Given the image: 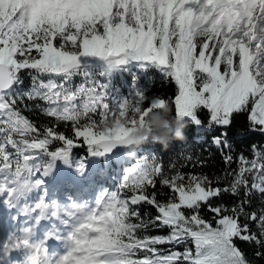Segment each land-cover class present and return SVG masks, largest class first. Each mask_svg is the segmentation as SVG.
<instances>
[{
    "label": "snow or ice",
    "instance_id": "1",
    "mask_svg": "<svg viewBox=\"0 0 264 264\" xmlns=\"http://www.w3.org/2000/svg\"><path fill=\"white\" fill-rule=\"evenodd\" d=\"M153 71L174 98L150 94ZM162 107L211 134L219 174L183 172L207 164L191 153L165 169L150 143L126 153ZM241 115L238 135H264V0H0V264L264 261V144L235 153ZM57 161L117 179L60 198L45 182Z\"/></svg>",
    "mask_w": 264,
    "mask_h": 264
},
{
    "label": "trees",
    "instance_id": "2",
    "mask_svg": "<svg viewBox=\"0 0 264 264\" xmlns=\"http://www.w3.org/2000/svg\"><path fill=\"white\" fill-rule=\"evenodd\" d=\"M156 77V84L153 86L151 89L150 94H157V95H162L166 98H174L175 95V86L171 82L161 84L160 83V78L159 74L155 73L153 71L152 73ZM125 79H129L127 76H125ZM80 78L76 77L74 78V83H79ZM116 84H121L122 81L118 77L115 81ZM28 85V80H25V86ZM126 91V90H125ZM24 115L27 116L29 119L35 121L37 125L39 126L40 124H50L51 122L48 120V118L42 116L39 114V112H24ZM246 127V119L245 116L241 115L239 116L235 121L233 127L229 130V136L230 139L233 143V147L235 149V153H240V152H245V154H248V148L249 145L252 143L256 144H264V135H261L259 133H251V134H246L244 136H240L237 134L238 130ZM59 131H64L68 135H71L70 129H65L63 126H61ZM186 135H187V140L183 143L177 142V141H172L169 145V148L167 151H161L159 145H155V148L162 153L163 159H164V166L165 169L168 168V164L170 160H175L177 164L179 165L182 163L181 159V154H188L191 153L193 156H199L201 160L208 158L207 159V164L204 167H196L193 168L191 165L188 167H184L181 170L185 173L187 172H196V173H207L209 176L215 174H219L222 169L224 168L223 161L221 158L220 153L216 150L214 146L211 145V134H201V138L198 140L196 139V132L195 130L188 126L186 129ZM219 130H217L218 132ZM86 155V149L85 148H78L75 149L73 152V157L74 158H79L83 157ZM234 166V165H233ZM98 176V175H97ZM113 176V175H111ZM100 177V176H99ZM109 176H101L97 182V184L105 183L102 187L105 188H110V185H108L107 178ZM160 188L159 183L157 184V189ZM165 192H167V189H164ZM216 203L223 202L225 204H232L234 202V198L230 197L228 195H224L221 197L220 200L215 201ZM144 209H142L143 211ZM149 211H152L154 214V210L148 208ZM206 216L210 215L208 213H205ZM158 232H163L166 233L167 229L163 230H157ZM239 246L241 247L242 250L246 252L248 255V258L250 260H253L252 252L253 248L242 243L238 242ZM254 264H264L263 261H255Z\"/></svg>",
    "mask_w": 264,
    "mask_h": 264
},
{
    "label": "clouds",
    "instance_id": "3",
    "mask_svg": "<svg viewBox=\"0 0 264 264\" xmlns=\"http://www.w3.org/2000/svg\"><path fill=\"white\" fill-rule=\"evenodd\" d=\"M188 124L183 119H177L168 107H162L149 112L144 125L137 126L130 134L126 153H133L145 143L159 145L160 150L167 151L172 141L185 142V129Z\"/></svg>",
    "mask_w": 264,
    "mask_h": 264
},
{
    "label": "rangeland",
    "instance_id": "4",
    "mask_svg": "<svg viewBox=\"0 0 264 264\" xmlns=\"http://www.w3.org/2000/svg\"><path fill=\"white\" fill-rule=\"evenodd\" d=\"M54 167H55V169L53 168L54 170L52 172H53V175H55L56 177L53 179V181H47L48 177L45 178V182H46V185L49 188V190H51L52 189L51 187L54 186L55 184H57L59 182L62 183L63 180L65 179V176L66 177L68 176V174H67L68 171L71 170V168H68L66 165H64L60 161H58V164H56ZM95 170H96V162L95 161H90L89 162V167H88V173L84 177L78 178L76 176V174L73 172L72 175H74L73 176L74 178H71V181H70L71 184L67 185V187H66L67 190H65V192L67 191V193L73 194V191H75V189L72 187V185L76 186L79 182L82 183V181H84L83 184H88V183L94 181L98 187H102L105 184L104 182L99 184V185L97 184L99 178L102 175H100V177L95 175ZM103 176H105V175H103ZM116 179H117V177L114 174H113V176H109L107 178L108 185H110V188L114 186V184L116 182ZM61 183H59V184H61ZM81 185L82 184H80V186ZM52 190H58V187L57 188L54 187ZM65 192L61 193V195H59V197L63 198V195H64Z\"/></svg>",
    "mask_w": 264,
    "mask_h": 264
},
{
    "label": "bare ground",
    "instance_id": "5",
    "mask_svg": "<svg viewBox=\"0 0 264 264\" xmlns=\"http://www.w3.org/2000/svg\"><path fill=\"white\" fill-rule=\"evenodd\" d=\"M56 164H58V161L56 162ZM55 164V165H56ZM58 166V165H57ZM74 171L71 169V170H69L68 171V176L66 177L65 176V179L63 180V182L61 183V182H59V183H61V184H59V183H57V184H55L54 186H52L51 188L53 189L54 187H58V189H59V191H60V195H61V193H63V192H65V190H67L66 189V187H67V185H70L71 183H70V181H71V178H74L73 176L74 175H72V173H73ZM56 176L55 175H53V172L50 174V176H48V178H47V181H52V178L54 179ZM62 178V177H61ZM78 178H80V177H78ZM83 180V179H82ZM80 186V183H78L77 185H76V187H79ZM51 191V190H50ZM67 192V191H66ZM73 194H74V191H73Z\"/></svg>",
    "mask_w": 264,
    "mask_h": 264
}]
</instances>
